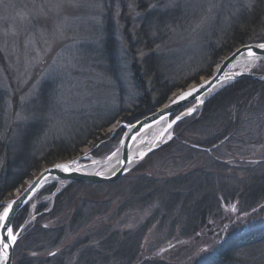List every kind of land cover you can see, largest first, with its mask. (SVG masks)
<instances>
[{"label":"rangeland","instance_id":"obj_1","mask_svg":"<svg viewBox=\"0 0 264 264\" xmlns=\"http://www.w3.org/2000/svg\"><path fill=\"white\" fill-rule=\"evenodd\" d=\"M245 25L250 41L264 42V0H0V183L6 173L35 176L56 150L52 164L85 148L107 157L143 95L155 104L157 88L169 98L207 78ZM251 72L264 75V58ZM245 126L249 142L234 143L231 159L223 149L203 155L198 129L174 127L112 188L82 187L89 203L72 228H57L62 213L52 214L63 184L43 187L13 225L22 227L13 264H214L233 241L219 264H264V118ZM175 135L183 143L171 144ZM82 240L100 255L73 253Z\"/></svg>","mask_w":264,"mask_h":264},{"label":"water","instance_id":"obj_2","mask_svg":"<svg viewBox=\"0 0 264 264\" xmlns=\"http://www.w3.org/2000/svg\"><path fill=\"white\" fill-rule=\"evenodd\" d=\"M261 44L264 42L247 43L233 49L219 61L207 78L177 91L154 112L134 123H119L117 127H123L125 132L117 149L103 159L93 158L96 161H108L113 156L118 155L115 166L98 173L84 172L81 170L83 162L80 161L85 158L88 152H83L82 155L57 161L41 169L26 183L18 195L0 204L2 207L0 215L3 214L5 208L11 205L8 219L6 221L0 220V239L8 244V259H0V264H13L16 243L13 244L11 239L7 238V229L11 228L18 240L22 227L14 231V220L43 187L62 183L63 187L56 190L53 194L55 196L64 187L72 183L98 185L118 182L137 167L147 155L165 145L172 137L174 127L199 112L203 105L219 91L241 78L264 82V75L254 74L251 71H232L233 65L239 59H255L256 61L263 59L264 48L259 47ZM185 93L191 94L185 95ZM182 96L183 99H181ZM110 129L115 131V125L111 126ZM157 129L160 130L154 135V131ZM151 135H154L152 139ZM61 165L66 166V168L60 167ZM3 251V246L0 245V255H3Z\"/></svg>","mask_w":264,"mask_h":264},{"label":"trees","instance_id":"obj_3","mask_svg":"<svg viewBox=\"0 0 264 264\" xmlns=\"http://www.w3.org/2000/svg\"><path fill=\"white\" fill-rule=\"evenodd\" d=\"M256 19L250 22L251 24L256 23ZM249 26V27H248ZM244 26L237 30H233L229 37L230 46L225 49L218 56H227L233 49L247 44L253 43L250 41L248 32L251 30V26ZM211 73L206 72V75L209 76ZM157 98L156 103L151 104L150 100L146 95H143L141 99L142 105L135 109V111L127 118L129 123H134L135 121L151 114L154 112L159 106L164 104L168 95L171 93L169 89L167 92L163 90V88H157ZM264 118V82H257L248 78H241L234 81L231 85L219 91L216 95H214L211 99H209L202 108V112L197 119L187 120V123L180 122L175 126V129L178 131L181 126L186 127L187 132H193L195 129H198V137L195 142L196 147L199 148V152H202L203 155L212 156L215 151L218 149H223L222 155L225 159H231L233 156H236L235 151L237 150L234 147V143L240 142L243 145L249 142V130L245 126L249 122H253L254 120H261ZM202 133V134H201ZM242 136V137H241ZM202 137V138H201ZM181 136L175 135L172 143L180 144L183 143ZM194 141V140H192ZM185 146V144H183ZM185 148V147H184ZM59 150L56 152H48L41 161V163L45 165H51V161L49 159H53L54 157L59 156ZM235 154V155H234ZM40 161H36L33 166V171H39ZM7 175L3 177L0 183V201L7 200L11 195L12 191L17 188L19 185H22L26 179H32L31 174L28 173L27 176H11ZM115 184V183H114ZM113 184H98L93 186L80 184V183H72L67 188H65L62 192L57 193L53 197L55 198V206L52 214L62 213L60 226L65 227L70 226L71 228L75 226V224L82 220L84 211L87 209L88 200L80 198L82 194H84L82 187H106L109 188ZM55 184L47 185L45 190L47 192H51L54 190ZM149 195L145 194L144 201L150 198ZM153 195V194H152ZM84 198V197H83ZM90 200V198H88ZM85 200V202H82ZM80 201V202H79ZM82 203L80 208H75V203ZM88 202V203H87ZM170 204V203H169ZM168 204V205H169ZM41 208L39 207L36 212V216H43L41 212ZM26 212V208L23 209L15 218L14 226L16 227L20 220L24 217ZM64 220V221H63ZM68 220V222H66ZM66 223V224H65ZM71 224V225H70ZM47 231L46 229H44ZM56 232L55 230H50L47 233ZM23 234V233H22ZM21 234V235H22ZM20 235V237H21ZM82 243V244H81ZM78 242L80 246L74 248L72 251L75 252L76 255L81 257L89 256L91 253H95V256H99L100 253L96 252L93 249L88 248L86 246L87 242L82 240V242ZM103 244H110L111 241L108 238H105ZM115 243V241H114ZM236 241L228 243L218 257H220L217 262L214 264L224 263L227 259H229V254L236 247L234 246ZM56 246V243L49 244V247ZM235 247V248H234ZM107 247L103 248V250L107 251Z\"/></svg>","mask_w":264,"mask_h":264},{"label":"bare ground","instance_id":"obj_4","mask_svg":"<svg viewBox=\"0 0 264 264\" xmlns=\"http://www.w3.org/2000/svg\"><path fill=\"white\" fill-rule=\"evenodd\" d=\"M258 61L255 59H239L238 61L235 62V64L232 67V71H251L252 68L256 66ZM160 129H157L154 131V135L159 132ZM154 135H151V139L154 137ZM84 152H88V149L85 148ZM89 153H86L85 158L82 159L80 162H83V165H81V170L84 172H89V173H95V172H103L107 170L110 167L115 166L118 155L113 156L111 159L108 161H96L92 157L88 155ZM88 159V160H87ZM84 160H87V163H84ZM91 160V162H89Z\"/></svg>","mask_w":264,"mask_h":264},{"label":"snow or ice","instance_id":"obj_5","mask_svg":"<svg viewBox=\"0 0 264 264\" xmlns=\"http://www.w3.org/2000/svg\"><path fill=\"white\" fill-rule=\"evenodd\" d=\"M260 48H264V44L259 45ZM191 93H185V95H190ZM181 99H183V96L181 97ZM60 167H64L66 168V166L61 165ZM11 209V205H9L8 208H5L4 212L2 215H0V220H4L6 221L9 217V211ZM7 238H10L11 241L13 242V244L16 243L17 237L14 235L13 230L11 228L7 229ZM0 245L3 246V255H0V259H4L7 260L8 256H7V248H8V244L4 243L3 239H0Z\"/></svg>","mask_w":264,"mask_h":264}]
</instances>
